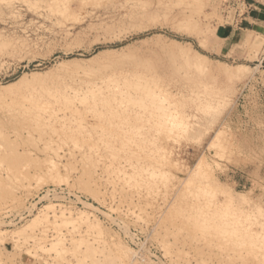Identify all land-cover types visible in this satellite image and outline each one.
<instances>
[{
	"label": "rangeland",
	"instance_id": "rangeland-1",
	"mask_svg": "<svg viewBox=\"0 0 264 264\" xmlns=\"http://www.w3.org/2000/svg\"><path fill=\"white\" fill-rule=\"evenodd\" d=\"M245 2L0 0V264H264V37L234 31ZM68 77L80 115L43 89Z\"/></svg>",
	"mask_w": 264,
	"mask_h": 264
},
{
	"label": "bare ground",
	"instance_id": "bare-ground-1",
	"mask_svg": "<svg viewBox=\"0 0 264 264\" xmlns=\"http://www.w3.org/2000/svg\"><path fill=\"white\" fill-rule=\"evenodd\" d=\"M28 1H29V0H28ZM25 2H26V1H25ZM36 2H37V1H36ZM36 2H35V3H36ZM33 6H34V4H33ZM13 8H14V7H13ZM124 66H125V65H124ZM103 69H106V68H103ZM103 69H102V70H103ZM99 71H100V70H99ZM103 71H105V70H103ZM95 73H96V72H95ZM97 74H98V73H97ZM97 74H96V75H97ZM90 75H91V74H90ZM98 75H99V74H98ZM101 75H102V74H101ZM101 75H100V78L104 76V75H103V76H101ZM68 76H69V75H68ZM72 76H73V75H72ZM132 76H134V75H132ZM75 79H76V78H74V77H70V78L68 77V78H63V79H60V80H55V81L52 83V86H50V87H43V89H44V90H47V91H48V94L51 95L53 98H55L57 102L60 101V102H62V103H64V104H66V108H70L74 113H78V114H79L78 109H75V108L72 107V105H73L72 98H71L69 95L65 94V92H64V90L66 89V87H68V86L74 84V80H75ZM106 79H107V78H106ZM130 79H131V78H130ZM149 80H150V79H149ZM131 81H132V80H131ZM134 81H135V80H134ZM117 82H119V81H117ZM106 83H107V82H106ZM129 83H130V82H129ZM133 83H134V82H133ZM107 84H108V83H107ZM112 86H113V85H112ZM126 86H127V85H126ZM138 86H139V85H138ZM107 87H108V86H107ZM129 87H131V86H129ZM94 88H95V87H94ZM108 88H109V87H108ZM138 88H140V87H138ZM96 89H98V88L92 89V90L88 91L87 93H83V94H81V96L79 97V98H80L79 100L85 105V104H87L88 102H90V100L93 99L91 102H92V105L94 106L93 103H94L97 99L99 100V98L96 99V97H98V94H99V92H97ZM117 89H118V88H117ZM121 89H122V88H121ZM95 90H96V91H95ZM125 90H126V89H125ZM139 90H140V89H139ZM144 90H145V89H144ZM144 90H143V91H144ZM99 91H100V89H99ZM113 91H114V94L117 93V95H118V94H120V95H123V94H124V92L122 93V91H121L120 93H118L120 90H119L118 92H115V90L113 89ZM141 91H142V90H141ZM154 91H155V90H154ZM96 92H97V93H96ZM106 92H107V93H106L107 96H106V97L103 96V99H105V100H104V103H106L107 100H109V101L111 100V103L108 101V102L111 104V106H112L113 101H115V100L117 101V99H118V101L121 100V102H122V99H121V98L125 97V95H129V96H130L129 93H126V92H128V91H126L125 94H124V96H121V98H120V100H119V98L116 97L117 95L115 96V95L113 94L112 91H111V94H112V95L110 94L111 96H109V98H108V95H109L108 92H109V90L106 91ZM139 92H140V91H139ZM155 92H156V91H155ZM202 92H203V91H202ZM102 93H103V92H102ZM104 93H105V92H104ZM104 93H103V95H105ZM147 93H148V92H147ZM156 93H157V92H156ZM158 93H159V92H158ZM186 93H187V92H186ZM100 94H101V92H100ZM100 94H99V95H100ZM133 94H134V92H133ZM135 94H136V93H135ZM138 94H139V93H138ZM197 94H198V92H197ZM143 95H144V94H143ZM147 95H149L148 97H150V99H151V100H150L151 102H149V103H147V104H149V105H150L151 103L153 104V106H152V104L150 105V108H151V106H152L153 108H156L158 111L164 109V108L161 106L162 104H161V105H158L157 102H156V101H158V98H159V95H160V94H157V96H156V94H154V93H148ZM177 95H178V94H177ZM199 95H200V94H199ZM214 95H215V94H214ZM129 96H128V97H129ZM162 96H163V95H162ZM187 96H188V95H187ZM119 97H120V96H119ZM126 97H127V96H126ZM131 97H132V96H131ZM136 97H137V96H135V99H136ZM139 97H140V96H139ZM145 97H147V96H145ZM192 97H193V96H192ZM202 97H204V96H202ZM100 98H102V96H101ZM200 98H201V97H200ZM217 98H218V96H217ZM95 99H96V100H95ZM130 99H131V98H130ZM133 99H134V98H133ZM139 99H140V98H139ZM139 99H138V100H139ZM141 99H142V97H141ZM141 99H140V100H141ZM156 99H157V100H156ZM162 99H163V98H162ZM197 99L200 100L199 98H197ZM112 100H113V101H112ZM124 100H126V98L123 99V102H124ZM127 100H128V99H127ZM138 100H136V102H134L135 100H133L132 103H131V102H129V103L134 104V105H135V104L138 105V104H139V103H137ZM142 100H143V99H142ZM142 100H141V102H143ZM144 100H146V99L144 98ZM160 100H161V97H160ZM160 100H159V101H160ZM201 100H202L203 104H205L204 101H203V98H202ZM105 101H106V102H105ZM116 101H115V103H116ZM129 101H132V100H129ZM148 101H149V99H148ZM162 101H163V100H162ZM218 101H219V100H218ZM91 102H90L89 104H91ZM97 102H98V103H102L103 100H102V101L100 100V101H97ZM97 102H96V103H97ZM108 102H107V103H108ZM141 102H140V104H141ZM155 102H156V103H155ZM191 102H192V101H191ZM199 102H200V101H199ZM214 102H215V103H214ZM96 103H95V105H96ZM107 103H106V104H107ZM109 103H108V104H109ZM115 103H114V104H115ZM158 103L160 104V102H158ZM161 103H162V102H161ZM163 103H165V102H163ZM167 103H168V102H167ZM213 103L216 104V101H214V99H213L212 97H210L209 99H207V104H205V105H206L205 107H207V108H209V109H210V108L213 109V107H214V106H213ZM219 103L221 104L220 101H219ZM68 104H71V105L69 106ZM140 104H139V106H140ZM155 104H156V105H155ZM200 104H201V103H200ZM104 105H105V104H104ZM141 105H142V104H141ZM178 105H180V104H178ZM88 106H89V105H88ZM90 106H91V105H90ZM90 106H89V108H90ZM105 106H106V105H105ZM107 106H108V105H107ZM109 106H110V105H109ZM144 106H145V105H144ZM167 106H168V105H167ZM116 107H117V106H116ZM145 107H146V106H145ZM147 107H148V109H149V106H147ZM89 108H88V109H89ZM91 108H94V107H91ZM168 108H169V106H168ZM196 108H197V110L199 111L200 106H199V107H196ZM216 108H217V107H214V109H216ZM111 109H114V108H111ZM115 109H116V108H115ZM212 109H211V111H212ZM214 109H213V110H214ZM91 110H92V109H91ZM91 110H90V111H91ZM93 110H94V109H93ZM217 110H218V109H217ZM217 110H216V111H217ZM94 111L97 112V110H94ZM164 111H165V110H164ZM164 111H162V112H164ZM166 111H167V110H166ZM166 111H165V113H166ZM201 111H202V110L200 109V112H201ZM206 111H207V110H205L204 112L202 111V112H203V113H207L206 115L209 117L210 114H209L208 112H206ZM49 112H50V111H49ZM98 112H99V111H98ZM111 112H112V111H110V113H111ZM114 112H116V111H114ZM149 112H150L149 114H151L153 117H156L157 120L159 119V117L162 116V115H157V113H156V115H155V113H152L151 110H150ZM160 112H161V111H160ZM202 112H201V113H202ZM209 112H210V111H209ZM213 112H214V111H213ZM55 113H56V111H52L51 114H50V117H55V115H56ZM88 113H89V112H88ZM92 113H93V112H92ZM99 113H102V112H99ZM107 113H108V112H107ZM107 113H106V114H107ZM116 113H117V112H116ZM121 113H122V112H121ZM165 113H164V115H165ZM184 113H185V112H184ZM195 113H198V112H195ZM80 114H81V112H80ZM80 114H79V115H80ZM90 114H91V113H90ZM90 114H89V115H90ZM94 114H96V113H94ZM97 114H98V113H97ZM118 114H119V113H118ZM118 114H117V115H118ZM161 114H162V113H161ZM114 115H115V113H114ZM151 115H149V116L151 117V120H152V116H151ZM169 115H170V114H169ZM198 115H199V114H198ZM171 116H172V115H171ZM194 116H195V115H193V117H194ZM201 116H205V114H201ZM109 117H111V116H109ZM115 117H116V116H115ZM122 117H123V116H122ZM124 117H125V116H124ZM174 117L176 118L175 115H174ZM174 117H173V118H174ZM183 117H184V115H183ZM191 117H192V116H191ZM111 118H113V117H111ZM156 118H155V119H156ZM180 118H181V117H180ZM196 118H197V117H196ZM202 118H203V117H202ZM202 118L200 117V119H202ZM211 118L213 119V117H211ZM211 118H210V119H211ZM113 119H115V118H113ZM117 119H118V118H117ZM120 119H121V118H120ZM127 119H128V118H127ZM160 119H161V118H160ZM191 119H192V118H191ZM110 120H111V119H110ZM165 120H166V119H165ZM206 120H207V118H206ZM122 121H123V120H122ZM148 121H149V120H148ZM154 121H155V120H154ZM158 121H159V120H158ZM168 121H169V120H168ZM172 121H173V120H172ZM172 121H171V122H172ZM181 121H182V120H181ZM196 121H198V120H196ZM112 122H113V121H112ZM116 122H117V121H116ZM123 122H124V121H123ZM162 122L164 123L163 119H162V121L160 122V123L163 125ZM169 122H170V121H169ZM171 122H170V123H171ZM175 122H176V121H175ZM172 123H173V122H172ZM197 123H198V122H197ZM201 123H202V122H201ZM210 123H211V122H210ZM176 124H177V122H176ZM199 124H200V123H198V125H199ZM211 124H212V123H211ZM159 125H160V124H159ZM171 125L174 127L173 124H171ZM177 125H183V126L185 125V126H184V131H185V132H188V133L191 132V131L197 132V131H196L197 129L194 128L195 126H194V127H193V125L190 126L189 123H188V124H187V123H181V124L179 123V124H177ZM207 125H208V128H209V124H208V123H207ZM166 126H167V125H166ZM155 127H156V126H155ZM161 127H162V126H161ZM168 127H169V125H168ZM168 127H167V128H168ZM173 127H172V128H173ZM175 127H176V126H175ZM202 127H203V125H202ZM205 127H206V126H205ZM157 128H158V127H157ZM180 128H181V126H180ZM180 128H179V129H180ZM205 129H206V128H205ZM203 130H204V129H203ZM72 131H73V130H72ZM77 131H78V130H77ZM157 131H158V130H157ZM201 131H202V130H201ZM74 132H75V131H74ZM160 132H161V130H160ZM204 132H206V131H204ZM170 133H171V132H170ZM199 133H200V132H199ZM202 133H203V132H202ZM202 133H201V134H202ZM198 135H199V134H198ZM194 136H195V134H194ZM198 137H200V136H198ZM195 138H197V136H196ZM224 138H225V137H224ZM195 140H196V139H195ZM213 140H214V141H213V144H214V145H221L222 140H223L222 134L217 133V134L215 135V137H214ZM224 141H225V140H224ZM224 143H225V142H224ZM201 159H202V160H200V164L204 161L205 158H204V159L201 158ZM200 164H199V165H200ZM200 211H201V210H200ZM197 214H198V213H197ZM199 216H200V214H199ZM199 216H198V218H201L202 215H201L200 217H199ZM45 217H46V216H45ZM38 218H39V217H37L36 219H33L32 222H31L28 226H29V227H31L30 225L33 226L32 223H34V224L36 225V223H37L38 221H40ZM196 218H197V217H196ZM37 219H38V220H37ZM35 221H36V222H35ZM55 245H58V243L55 244ZM119 246H120V245H119ZM120 247H122V245H121Z\"/></svg>",
	"mask_w": 264,
	"mask_h": 264
},
{
	"label": "crops",
	"instance_id": "crops-1",
	"mask_svg": "<svg viewBox=\"0 0 264 264\" xmlns=\"http://www.w3.org/2000/svg\"><path fill=\"white\" fill-rule=\"evenodd\" d=\"M243 17H239L234 29L244 36L257 33L264 37V0H247ZM264 68V60L261 62ZM264 91V85H261Z\"/></svg>",
	"mask_w": 264,
	"mask_h": 264
},
{
	"label": "built area",
	"instance_id": "built-area-1",
	"mask_svg": "<svg viewBox=\"0 0 264 264\" xmlns=\"http://www.w3.org/2000/svg\"><path fill=\"white\" fill-rule=\"evenodd\" d=\"M246 5V4H245ZM245 13V12H244ZM244 13H242V15L240 14V16L239 17H243V15H244ZM27 216V215H26Z\"/></svg>",
	"mask_w": 264,
	"mask_h": 264
}]
</instances>
